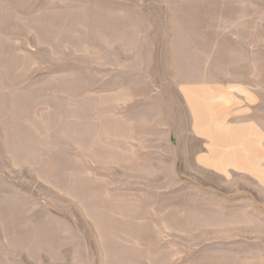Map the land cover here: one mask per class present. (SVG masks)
Returning <instances> with one entry per match:
<instances>
[{"label":"rangeland","instance_id":"374dc122","mask_svg":"<svg viewBox=\"0 0 264 264\" xmlns=\"http://www.w3.org/2000/svg\"><path fill=\"white\" fill-rule=\"evenodd\" d=\"M197 87L264 125V0H0V264H264V194L195 161Z\"/></svg>","mask_w":264,"mask_h":264},{"label":"crops","instance_id":"0c3cea01","mask_svg":"<svg viewBox=\"0 0 264 264\" xmlns=\"http://www.w3.org/2000/svg\"><path fill=\"white\" fill-rule=\"evenodd\" d=\"M184 92L193 116L192 134L201 142L197 165L221 176L241 174L264 194V125L245 113L251 91L242 88L230 100L224 89Z\"/></svg>","mask_w":264,"mask_h":264}]
</instances>
